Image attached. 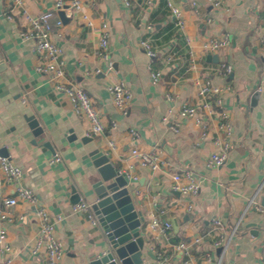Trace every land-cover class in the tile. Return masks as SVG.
<instances>
[{"label":"crops","instance_id":"obj_1","mask_svg":"<svg viewBox=\"0 0 264 264\" xmlns=\"http://www.w3.org/2000/svg\"><path fill=\"white\" fill-rule=\"evenodd\" d=\"M54 1L23 0L33 16L51 10ZM170 1L181 11L182 29L175 26L166 0H129L128 6L124 0H80L79 10L65 13V23L57 13L52 17L51 38L62 49L65 77L90 94L104 125L101 134L92 136L90 123L75 115L68 99L36 71L39 58L32 42L19 35L27 27L19 10L11 8L10 0H0V153L5 149L6 157L21 168L20 184L35 193L55 222L65 249L61 264H89L106 247L100 226L72 212V188L90 206L96 199L92 184L97 174L89 156L93 149L106 153L126 175L144 217L143 264H156L154 251L174 255L181 264L180 255L174 254L179 242L189 245L191 264H208L206 253H211L212 264L218 256L214 239L235 227L257 192L264 208V0H224L218 9L204 0ZM102 23L108 26V62L97 54ZM223 33L229 35V45L211 54L217 63L208 61L202 43ZM143 40L157 53L152 62L140 45ZM220 64L230 65L231 74L217 73ZM151 67L161 73L157 84L151 82ZM206 80L228 89L221 95L222 109L215 105L216 96L209 95V112L199 111L205 137L192 117L183 121L179 133L173 132L169 115L177 114L185 101L200 104L198 93ZM118 83L131 94L126 114L116 109L108 91ZM255 92L259 96L251 106ZM223 115L231 127L230 149L221 166L208 168L206 161L217 150L214 138L224 137L219 130ZM31 116L42 127L41 136L34 137L29 129L26 117ZM85 137L87 142H82ZM134 151L156 154L164 166L156 171L141 167ZM54 155L60 160L50 164ZM183 170L196 177L197 195L172 190V175ZM0 180V209L13 217L3 223L11 264H45L42 252L33 253L38 225L31 206L19 202L5 207L3 200L12 196L14 187L4 182L1 172ZM155 219L160 227L151 229ZM165 221L171 228L162 232ZM222 264H264V211L250 209L243 216Z\"/></svg>","mask_w":264,"mask_h":264},{"label":"built area","instance_id":"obj_2","mask_svg":"<svg viewBox=\"0 0 264 264\" xmlns=\"http://www.w3.org/2000/svg\"><path fill=\"white\" fill-rule=\"evenodd\" d=\"M207 5L211 8L218 9L222 6L224 0H204ZM11 8L19 10L21 16L26 22L27 27L19 31V35L24 40L32 42L34 53L39 58V63L36 66V71L40 74L45 75L53 84L57 91L62 93L70 102L73 112L75 115L82 119H86L90 123V135L96 136L104 131V125L101 122L98 112L94 106V102L90 94L81 86L69 81L65 77L64 70V58L61 47L56 45L52 41V33L54 31V24L51 23L52 17L60 10L65 13H71L72 11L79 10L81 8L80 0H55L51 10L43 12L37 16L31 15L24 6L23 0H10ZM126 6L129 5V0H124ZM166 6L168 7L173 19L175 26L178 29L184 27V19L181 15V11L175 7L170 0H166ZM193 13L200 15L198 5L196 2L191 4ZM6 18L12 19V15L9 12L4 13ZM86 18V17H84ZM210 23L211 19H206ZM90 24V23H89ZM56 25H60L58 21ZM107 24L102 23L101 25V36L98 49V56L103 61H109L108 55V29ZM230 42L229 35L226 33L221 34L217 37H211L205 40L201 48L207 54H215L225 49ZM264 43V41H263ZM141 47L149 59L154 61L157 58V53L152 49L147 41L140 42ZM110 65V63H109ZM216 72L223 75L231 74L232 67L227 64H220L216 69ZM161 73L159 70L151 67L150 78L153 84H157L160 81ZM220 87H213L211 83L206 80L199 89V96L203 99L200 104H192L187 101L181 104L180 110L177 114L169 115V121L171 123V129L175 133H179L183 125V121L186 118H194L196 125L202 128V135L205 137V125L202 121V115L200 110H210L209 95L216 96L215 105L217 108L222 109L221 95L224 90ZM109 94L112 101L118 111L122 114H126L127 106L131 98L130 91L123 84L118 83L108 87ZM166 99L171 100L170 95L165 96ZM23 102H25L23 100ZM223 121L219 124V130L224 134V137L217 136L214 138L213 144L217 148L215 152L206 161V167H219L221 166L230 149V136L231 127L227 123V116L223 115ZM132 138L138 136L137 132L133 129L129 131ZM111 147H114V143H110ZM137 163L144 168H149L152 171H156L164 166V162L156 154L143 153L134 151L132 153ZM58 155H54L50 159L49 163L53 164L59 161ZM0 172L3 175L4 182L8 185H12L13 194L12 196L6 197L3 200L5 207H11L17 205L19 202H25L32 208V213L35 215L38 225L37 237L35 245L33 247V253H43L45 264H61L64 256V246L60 239L57 237L55 232V222L51 218L48 211L39 203L35 193L24 186H22V170L19 166L13 164L7 157L2 156L0 153ZM3 181L0 180V186ZM264 185V183L262 184ZM262 188V186L260 187ZM172 190L186 196H195L199 191V183L194 174L189 170H183L181 172L174 173L172 175ZM260 190V189H259ZM258 192L249 199L246 204L243 215L237 221L235 227L228 233H222L216 236L213 241L214 249H217L218 256L212 264H222L223 258L230 246L231 239L238 230L240 223L242 222L243 216L250 209L256 211H264L258 200ZM72 212L82 213L85 215L89 224L93 227H98V221L91 210L88 203L80 200L72 206ZM163 215V212H161ZM19 220H26L25 216H20ZM13 221V217L10 214L0 209V264H11L12 260L10 257V246L6 238V230L3 225L4 222ZM211 222L214 226L222 229L221 223L218 219L212 218ZM160 227L157 219L153 220L151 229H158ZM171 228L170 223L164 222L162 225V232ZM200 239H194V243H198ZM156 257V264H176L174 261V255L166 254L162 251H154ZM174 254L180 255L181 264H191L190 247L185 242H179L174 245ZM205 261L209 264L212 262L211 253H206L204 257Z\"/></svg>","mask_w":264,"mask_h":264},{"label":"water","instance_id":"obj_3","mask_svg":"<svg viewBox=\"0 0 264 264\" xmlns=\"http://www.w3.org/2000/svg\"><path fill=\"white\" fill-rule=\"evenodd\" d=\"M57 14L62 23L68 20L63 10L58 11ZM207 60L218 62L216 55H208ZM258 96V92L252 95L251 106L256 104ZM26 121L34 137L43 134L42 127L33 116L26 117ZM72 138L73 136L69 137V140ZM81 141L87 142V137ZM46 146L49 147L47 144ZM6 155L5 149H2V156L6 157ZM89 156L97 174L92 184L96 199L90 207L102 230L106 246L105 250L89 264H143L142 250L146 239L140 235V230L144 217L136 208L126 175L109 161L108 155L103 151L93 149ZM79 200L80 195L75 188H72L71 202L76 204ZM172 223L176 230L177 224L175 221ZM146 254L151 255L148 251Z\"/></svg>","mask_w":264,"mask_h":264}]
</instances>
